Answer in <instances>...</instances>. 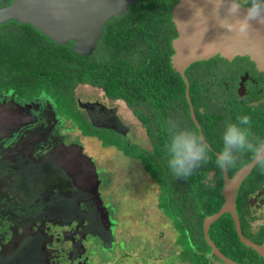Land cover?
Here are the masks:
<instances>
[{"label": "flooded vegetation", "instance_id": "af4514ba", "mask_svg": "<svg viewBox=\"0 0 264 264\" xmlns=\"http://www.w3.org/2000/svg\"><path fill=\"white\" fill-rule=\"evenodd\" d=\"M5 5L8 4L0 7ZM9 22L15 21L1 22L0 32L5 24L4 27L12 25ZM39 54L40 48L21 64L20 74L27 79ZM218 58L187 70L195 79V104H199V110L204 113L196 119L199 128L193 121L194 131L198 135L200 131L208 143L214 142V149L222 150L225 124L247 115L251 118L253 134L264 138V71L257 69L248 56L231 60ZM19 79L11 68L5 75L0 73V87L7 85L0 88V264H96L116 248L118 254L123 252L126 257L131 248L124 238L121 242L116 238L120 221L109 191V173L100 174L102 167L90 157L97 172L95 179L85 161L79 165L76 162L77 146L88 156L83 140L92 138L99 148L106 147L85 133L127 135L129 132L116 107L102 100L82 101L76 89L88 86L101 91L106 102L120 100L108 99L100 88L77 85L74 108L67 117L59 113L56 102L42 92L28 96L19 94L15 85L24 86ZM34 80L28 81L34 84ZM189 117L191 119L190 111ZM135 120L148 144L147 147L138 145L150 150L146 129L141 121ZM248 156L247 152L238 154L235 165ZM246 180L262 181L246 205L257 222L262 221L264 173L259 168L252 169ZM255 223L256 230L264 225L255 226ZM215 262L218 261L212 258L209 264Z\"/></svg>", "mask_w": 264, "mask_h": 264}, {"label": "trees", "instance_id": "16d2710c", "mask_svg": "<svg viewBox=\"0 0 264 264\" xmlns=\"http://www.w3.org/2000/svg\"><path fill=\"white\" fill-rule=\"evenodd\" d=\"M11 1L0 0V5L10 4ZM178 1L138 0L124 15L105 22L104 31L88 56L74 53L71 42L58 45L31 25L9 22L12 25L4 27L6 24H3L4 29L2 27L0 32V73L5 75L8 68L13 69L24 84L15 85L16 90H20L19 94L28 96L42 92L51 97L58 112L67 117L74 108L77 85L100 88L108 99L122 101L133 117L143 123L151 143L150 150L130 141L127 135L115 132L85 135L95 137L104 146L113 147L125 157L139 161L158 186L157 207L174 223L177 232L175 245L179 248L177 260L188 264H209L210 249L203 238V219L218 212L224 203L221 195L223 170L215 163V153L221 150L214 149V142H207L210 162L184 180L176 179L168 167L165 148L169 123L182 129H196L189 117L185 81L171 67V41L176 37L177 30L170 12ZM38 48L40 54L27 79L20 74L21 64L29 60L33 53H38ZM21 58L24 60L21 61ZM217 59L218 56H214L209 61ZM204 62L199 60L184 71L196 119L204 113L199 110V104H195V79L187 70ZM33 78L36 79L34 84L29 83ZM1 87L7 88V85ZM250 159L251 153L241 164L228 167V177L231 179ZM255 169L258 167L255 166ZM261 182L245 180L241 183L236 193L235 209L243 236L263 247L264 225L256 230L254 223L258 219L246 207L248 198ZM235 231L234 220L225 213L210 226L207 234L216 248L233 262L264 264L263 258L239 241ZM213 259L220 262L216 257Z\"/></svg>", "mask_w": 264, "mask_h": 264}, {"label": "water", "instance_id": "95a60500", "mask_svg": "<svg viewBox=\"0 0 264 264\" xmlns=\"http://www.w3.org/2000/svg\"><path fill=\"white\" fill-rule=\"evenodd\" d=\"M138 0H12L11 4L0 7V23L6 20L19 24H29L42 35L58 45L72 43V51L81 56L90 55L95 49L105 22L122 16ZM246 8L236 15L227 12V0H179L171 9V20L177 35L171 41L173 54L171 67L185 81V99L189 105L192 121L199 128L190 99L184 70L199 60H209L214 56L231 60L236 56L247 57L257 69L264 71V23L249 21L250 30L246 36H238L221 26L227 18L235 23L245 16ZM226 22V21H225ZM125 135V134H124ZM199 135H202L199 131ZM203 136V135H202ZM77 163L85 161L97 179V172L90 157L81 152L79 145ZM217 154V153H215ZM69 159V158H68ZM256 165L252 159L229 179L223 170L224 181L221 195L224 203L218 212L203 220V238L210 249V259L216 257L222 264H237L224 256L210 241L207 230L223 214H230L235 223L239 241L252 248L264 259V248L246 239L242 234L241 222L235 209L236 193L242 182ZM95 191V190H94ZM95 197L100 201L99 196Z\"/></svg>", "mask_w": 264, "mask_h": 264}, {"label": "rangeland", "instance_id": "374dc122", "mask_svg": "<svg viewBox=\"0 0 264 264\" xmlns=\"http://www.w3.org/2000/svg\"><path fill=\"white\" fill-rule=\"evenodd\" d=\"M76 95L82 101L102 100L106 105L116 107L122 122L129 128L127 139L147 147V140L138 122L124 103L106 102L101 91L88 86L78 87ZM83 143L87 155L102 167L99 169L100 174L107 176L109 173L107 179L109 191L118 210L116 217L120 221L116 238L118 241L124 238L127 246L131 248L126 257L123 256V252L118 254L116 248L114 252L106 254L105 260L102 259L96 264H185L177 261L179 248L175 245L177 232L173 221L164 219L162 210L157 207L158 187L141 169L138 160L127 161L122 157V153H119L121 155L117 153L119 151L99 148L98 143L92 138L83 140ZM262 219L255 223V226L264 223V214Z\"/></svg>", "mask_w": 264, "mask_h": 264}, {"label": "clouds", "instance_id": "9594fccd", "mask_svg": "<svg viewBox=\"0 0 264 264\" xmlns=\"http://www.w3.org/2000/svg\"><path fill=\"white\" fill-rule=\"evenodd\" d=\"M246 8L245 16L235 23L225 18L221 26L238 36H246L250 30L249 21L264 23V0H227L229 15L238 14ZM226 21V22H225ZM168 141L165 148L168 155V167L176 179L187 180L196 170L210 162V149L202 135L188 129H182L174 123L167 127ZM222 150L216 154L215 163L220 169L234 166L238 154L251 153V159L264 173V138L253 134L251 118L247 115L237 117L236 122H227L222 133ZM214 187V185H209Z\"/></svg>", "mask_w": 264, "mask_h": 264}, {"label": "crops", "instance_id": "0c3cea01", "mask_svg": "<svg viewBox=\"0 0 264 264\" xmlns=\"http://www.w3.org/2000/svg\"><path fill=\"white\" fill-rule=\"evenodd\" d=\"M97 143H98V142H97ZM104 149H105V150L108 149V150L116 151V152H117V150H116L115 148H113V147H108V148L105 147ZM117 153L119 154V153H121V152H117ZM119 155H121V154H119ZM122 157H123L124 159H126L127 161H128V160H130V161H136V160H133V159L131 160V159H129V158L123 156V155H122ZM137 163H139V162L137 161ZM139 165H140V164H139ZM140 166H141V165H140ZM141 169L143 170V167H142V166H141ZM143 171H144V170H143ZM145 172H146V171H145ZM146 173H147V172H146ZM147 175H148V173H147ZM148 176H149V175H148ZM156 187H158V186L156 185ZM157 189H158V188H157ZM158 192H159V190H158ZM157 195H158V194H157ZM164 219H165V218H164ZM177 261H179V260H177ZM187 264H188V263H187Z\"/></svg>", "mask_w": 264, "mask_h": 264}]
</instances>
